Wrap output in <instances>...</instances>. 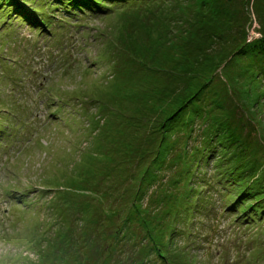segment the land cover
I'll return each mask as SVG.
<instances>
[{
    "label": "rangeland",
    "instance_id": "obj_1",
    "mask_svg": "<svg viewBox=\"0 0 264 264\" xmlns=\"http://www.w3.org/2000/svg\"><path fill=\"white\" fill-rule=\"evenodd\" d=\"M50 1L0 8V264H264V0Z\"/></svg>",
    "mask_w": 264,
    "mask_h": 264
},
{
    "label": "trees",
    "instance_id": "obj_2",
    "mask_svg": "<svg viewBox=\"0 0 264 264\" xmlns=\"http://www.w3.org/2000/svg\"><path fill=\"white\" fill-rule=\"evenodd\" d=\"M5 1H7L8 2V7L6 8V9H4V12H5V14H2L1 16H3V15H5L6 17L11 13V11L12 10H16V9H18L17 7V1L18 0H0V8L1 7H3L2 6V4H4V2ZM22 1H24V3H28V2H30V1H32V0H22ZM37 2L38 1H41V0H36ZM55 1H58V0H52V1H50L51 3H50V7H54V8H56V6L58 5V3H60V4H64V0L63 1H59L58 3H56ZM70 1V0H69ZM69 1H67V3L69 2ZM75 1V0H74ZM81 1H83L84 2V5H83V7L82 8H85V5H90V3H91V0H79V1H77V2H79V3H81ZM89 1H90V3H89ZM36 2V3H37ZM55 2V3H54ZM47 4H49V3H47ZM10 5H12V7H10ZM74 6H76L75 4H74ZM58 8V7H57ZM88 9H89V7H87ZM91 8V7H90ZM2 9V8H1ZM1 9H0V11H1ZM53 9V8H52ZM79 9V10H78ZM81 10V8H79V7H76V8H74L73 10H72V12H76V11H80ZM62 11H64V8L62 9ZM19 13H22V14H20L19 15ZM19 13H16V12H14L13 13V16L15 17V19L16 18H18L19 16H21V17H23L25 20L27 19L28 20V18L30 17V15H31V13H30V15L27 13V12H25V10L24 9H20V12ZM37 14V13H36ZM5 16H3V17H5ZM36 16H39V15H36ZM40 17V16H39ZM10 18V17H9ZM41 19H42V17H40ZM41 19H40V21H41ZM36 22H37V20H36ZM49 24V22L47 23V25ZM37 25V24H36ZM48 59L50 60V58L48 57ZM48 63V62H47ZM220 180V187H224L225 189H226V186H227V184L225 183V181H223L222 179H219ZM241 192L242 191H240V193L238 192L237 193V196H240L241 195ZM232 193L233 192H231V190H225V191H222L221 192V197H222V201H225V204H228V203H234L235 201L232 199V198H227L228 196H230V195H232ZM4 194H5V196H9V194H8V190L6 189L5 190V192H4ZM220 199V198H219ZM230 199V200H229ZM229 201V202H228ZM239 203V201L236 203L237 205H239L238 204ZM203 205V204H202ZM209 209V212H211L213 215H215V212L212 210V206L210 207V208H208ZM255 215V212L253 211V208H251L250 210H249V212L247 213V216H254Z\"/></svg>",
    "mask_w": 264,
    "mask_h": 264
},
{
    "label": "clouds",
    "instance_id": "obj_3",
    "mask_svg": "<svg viewBox=\"0 0 264 264\" xmlns=\"http://www.w3.org/2000/svg\"><path fill=\"white\" fill-rule=\"evenodd\" d=\"M69 39H71V38L69 37Z\"/></svg>",
    "mask_w": 264,
    "mask_h": 264
}]
</instances>
